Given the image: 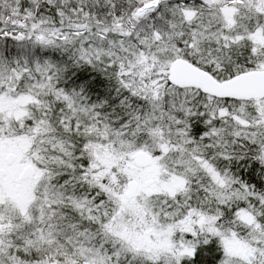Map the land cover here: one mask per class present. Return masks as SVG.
I'll return each mask as SVG.
<instances>
[{
    "label": "snow or ice",
    "instance_id": "6c2138e0",
    "mask_svg": "<svg viewBox=\"0 0 264 264\" xmlns=\"http://www.w3.org/2000/svg\"><path fill=\"white\" fill-rule=\"evenodd\" d=\"M0 264H264V0H0Z\"/></svg>",
    "mask_w": 264,
    "mask_h": 264
}]
</instances>
